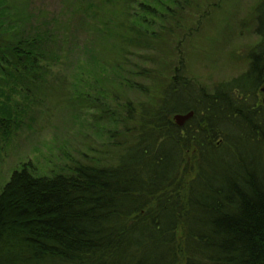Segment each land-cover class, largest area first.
<instances>
[{
    "label": "trees",
    "instance_id": "obj_1",
    "mask_svg": "<svg viewBox=\"0 0 264 264\" xmlns=\"http://www.w3.org/2000/svg\"><path fill=\"white\" fill-rule=\"evenodd\" d=\"M47 1L0 0V133L13 136L52 94L94 116L96 135L120 131L112 160L12 172L0 264H264V31L245 73L209 92L186 77L174 42L196 0ZM171 49L179 63L157 75Z\"/></svg>",
    "mask_w": 264,
    "mask_h": 264
},
{
    "label": "rangeland",
    "instance_id": "obj_2",
    "mask_svg": "<svg viewBox=\"0 0 264 264\" xmlns=\"http://www.w3.org/2000/svg\"><path fill=\"white\" fill-rule=\"evenodd\" d=\"M43 1L46 3V0H37L40 4ZM51 2L47 1V4L52 8L59 6L56 0ZM192 4L190 8L184 9V16L181 18L183 30L176 32L174 42L183 55L182 59L185 57L186 77L196 87L212 92L217 85L244 74L250 64L248 57L262 44L257 31H264V0H196ZM44 10L46 11L45 8ZM177 12L179 11L175 14L178 16ZM164 16L162 15V19H165ZM39 21L44 24V28L41 27L40 30L46 31L45 21ZM57 62L59 61L51 64L55 71L64 64ZM178 63L177 54L171 49L170 53L164 52V56L158 57L156 68L160 73L155 72L164 76L170 67ZM149 83L154 87V81ZM262 89L264 85L261 91ZM88 92L90 94V89ZM58 94H63V91H58ZM127 95L135 101H143L147 97L134 91ZM262 95L264 94L261 93ZM60 96L52 94L47 100L48 107L36 111L35 115L28 112V116L33 117L35 122L34 119L29 121L28 116H25L22 125L13 129V136L4 139L0 133V192L12 172L19 169L21 164H32L38 173L46 174L61 171L71 162L85 158L91 160L95 159L94 156L99 158V155H103L104 161L113 159L111 155L114 152V140L111 136L120 131V125H107L106 130L96 135L98 129L94 125V116L90 119L89 116H84L81 108L69 111L61 105L65 100ZM79 110L81 125L74 118L79 116L76 115ZM173 120L176 122L175 118Z\"/></svg>",
    "mask_w": 264,
    "mask_h": 264
},
{
    "label": "water",
    "instance_id": "obj_3",
    "mask_svg": "<svg viewBox=\"0 0 264 264\" xmlns=\"http://www.w3.org/2000/svg\"><path fill=\"white\" fill-rule=\"evenodd\" d=\"M264 92V89L262 90ZM193 113L187 115H177L175 116V121L179 126H183L185 122H187L191 117H193Z\"/></svg>",
    "mask_w": 264,
    "mask_h": 264
}]
</instances>
